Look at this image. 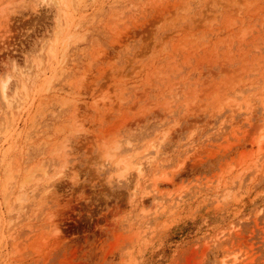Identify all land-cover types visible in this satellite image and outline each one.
<instances>
[{
  "label": "rangeland",
  "instance_id": "rangeland-1",
  "mask_svg": "<svg viewBox=\"0 0 264 264\" xmlns=\"http://www.w3.org/2000/svg\"><path fill=\"white\" fill-rule=\"evenodd\" d=\"M0 264H264V0H0Z\"/></svg>",
  "mask_w": 264,
  "mask_h": 264
},
{
  "label": "bare ground",
  "instance_id": "bare-ground-1",
  "mask_svg": "<svg viewBox=\"0 0 264 264\" xmlns=\"http://www.w3.org/2000/svg\"><path fill=\"white\" fill-rule=\"evenodd\" d=\"M6 86H7V85L5 84L4 87L6 88ZM6 89H7V88H6ZM149 161H150V159L146 160V163H148ZM139 163H141V162H139ZM142 164H143V163H142ZM142 164H141V165H142ZM141 165H139V167H141ZM143 165H144V164H143ZM143 165H142V166H143ZM141 169H142V171H143V167H141ZM139 170H140V168L138 169V172H139ZM140 171H141V170H140ZM142 171H141V172H142Z\"/></svg>",
  "mask_w": 264,
  "mask_h": 264
}]
</instances>
